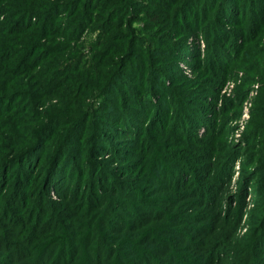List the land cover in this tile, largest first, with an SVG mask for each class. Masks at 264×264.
Returning a JSON list of instances; mask_svg holds the SVG:
<instances>
[{
	"label": "trees",
	"instance_id": "1",
	"mask_svg": "<svg viewBox=\"0 0 264 264\" xmlns=\"http://www.w3.org/2000/svg\"><path fill=\"white\" fill-rule=\"evenodd\" d=\"M116 1L107 11L114 0L100 1L98 37L87 63L82 57L77 68L61 55L73 48L51 47L49 40L64 5L41 11L0 0V264H223L229 253L237 255L234 264H264V218L258 220L264 217V183L257 182L260 173L250 178V166L243 165L239 191L230 193L235 163L248 149L224 147L220 112L213 108L210 119L211 107L193 100L200 92H179L184 81L175 82L183 75L153 69L149 46H137L133 30L114 63L118 72L110 70L108 58L114 51L109 27L117 17L113 28L119 29L122 14L113 9L128 10L130 23L139 21L130 12L147 5L155 28L145 32V42L160 44L169 61L199 50L200 39L213 43L217 61L191 57L193 86L206 91L214 86L211 79L233 73L234 58L251 39L235 18L244 12L243 0H216L224 5L213 9L206 0ZM92 4L70 2L75 20L66 28L76 31L68 41L84 32ZM249 13V28L257 34L264 0H251ZM240 39L220 62L230 42ZM124 66L136 84L112 82ZM118 87L123 90L110 96ZM259 132H247L248 146ZM99 142L112 149L113 164L102 158ZM252 184L257 219L239 239Z\"/></svg>",
	"mask_w": 264,
	"mask_h": 264
},
{
	"label": "rangeland",
	"instance_id": "2",
	"mask_svg": "<svg viewBox=\"0 0 264 264\" xmlns=\"http://www.w3.org/2000/svg\"><path fill=\"white\" fill-rule=\"evenodd\" d=\"M14 1L11 4H17L22 7L26 4L33 5L37 8H40L41 11H46L47 8L57 5L62 6L64 5L63 9L56 12L55 15H59V17L62 15L60 20L57 21L55 24L54 32L51 35L52 36L49 40L52 43L51 47H56V44H59L63 46V48H66L65 45L70 46L73 48L72 50H64L61 55L63 57V60L66 62L65 58L68 56L69 60L72 59L70 64H76L77 68L80 67L81 58L83 57L82 61L87 63V58H89V52L91 51V45L94 44V40L98 37V30L99 24L98 20L102 18V10L100 9L101 4L103 2H100L101 0H93V4L91 5V11H89V14H91V17L85 16L86 22H85V30L82 34L78 35L75 34L73 36L74 40L68 41V37H70V34H72L74 31H76L75 27L72 26L70 29L66 28L67 22H71L75 20V14L73 12L70 13L69 11V4L73 0H9ZM117 1L114 0V2L109 3L106 6V11L109 10V7L112 6V4L116 3ZM245 8L244 12L242 11V15L235 17L238 18V22L242 23V25L245 27L246 32L250 33L251 39L247 41L245 38V42L242 45L240 52L237 54L235 59V68L233 73L229 76H226L227 73H230L231 71L227 72L223 75V77L218 80L211 79V83H214V86L207 89L206 91L201 90L199 87L193 86L196 82V69L193 67V62L191 61V57H199L201 61H207L209 62L210 59L217 61L219 59L217 57V51L213 43L207 45L205 44L204 39L199 40L200 49L196 50V48H191L187 51H183V53H180V56H182L181 59L175 58L169 61L164 56L165 54L162 52L163 47L160 44H157L155 42L148 45L145 42L144 34L145 32H152L155 28V25L151 23V21L148 19V14L152 9L149 6L140 5L142 7L141 11H135L134 9L130 12L132 13L133 17L138 18L139 21L134 22L133 20L128 23V18L125 16L128 13V10L123 11V7H117V9L121 11V17L120 22L117 23V27L119 26V29H114L116 22L115 20L117 17L114 18V22H112V27L109 31V35L111 38H114L111 42H113V48L114 51H110L109 54L110 62L109 68H114V72L117 71L120 65L114 64L117 62L118 59L121 58V55H119L120 48L122 46H125L128 43L129 32L132 30L135 31V37L137 40V46L139 44H145V48L149 46L150 52L149 57L153 60V62H156V66L153 68H161L163 72L166 71H177V75H183V77H179V79L175 82V84H178V81L181 79L184 82H181L179 86L180 90L179 92H183L184 95H190L196 94L198 92V96L196 99H193L196 101V103H199V101H204V105H208L211 107V112L208 113V117L210 119H214L213 114V108L214 111H219V118H218V124L224 125L225 129L223 132V141H224V147L226 148V145L228 146H234L237 145L238 149H248L247 155L244 154L243 156H239L238 160L235 163L234 166V172L232 179L230 181L229 185V191L231 194H236L239 191L240 184H241V178L243 169L242 166H250L249 170L250 174L248 176L250 178L255 177L257 173H260V175H257V182L258 183H264V154L260 153L261 151H264V111H261V109L264 108V25L261 27V29H256L255 31L257 34H252L254 31L253 29L249 28V23L251 20V14L249 11L251 10V0H243ZM10 4V5H11ZM96 4V5H95ZM228 2L225 3V6H227ZM232 4L227 9L229 10L228 15L230 14V11L233 9L234 6H236L235 3L232 2ZM224 3L220 1L213 0L211 5H208V0L205 1V6H209V9H213L214 7L219 8L223 6ZM97 6V7H96ZM98 10V11H97ZM257 11V10H256ZM62 12V13H61ZM66 12V13H65ZM217 16L212 15V20L210 23L212 24ZM244 17V20H241V18ZM113 21V20H112ZM158 26L157 28H159ZM107 29V27L105 28ZM207 30V29H205ZM155 37L158 35V32L152 33ZM161 35V34H160ZM22 37H25L27 35H21ZM162 38H165L164 35ZM66 37V38H65ZM153 38V40H156V38ZM160 38V37H159ZM22 42V40H19ZM244 40L240 39L237 41H231L230 45L228 46V49L226 50L225 54L222 53L223 57H220V62H223L225 59L224 57H228L230 54L231 47H235L237 44L240 45ZM89 45V46H88ZM208 46V47H207ZM210 46V47H209ZM99 45L97 43L96 48H98ZM209 50L210 55L206 54V50ZM99 51V49H95ZM92 54V53H91ZM189 57V58H188ZM103 59V58H102ZM100 59L99 61H101ZM67 60V61H69ZM219 61V60H218ZM96 62V61H95ZM105 62V60H104ZM219 62V63H220ZM84 63V64H86ZM104 64V63H102ZM175 64V65H173ZM171 65V67H170ZM193 67V69H192ZM165 70H164V69ZM121 73L119 79L118 73L113 78V81H115L114 85L116 83H120V81L125 80L127 82H130V85L136 84L137 81L133 79V72H129V68L127 66L120 67L119 70ZM118 72V71H117ZM129 72V73H128ZM159 74V73H158ZM196 74V76H195ZM135 77V76H134ZM224 78V79H223ZM223 79V80H222ZM197 83V82H196ZM123 85V89H124ZM126 88V87H125ZM206 88V87H205ZM123 89L121 88H113L112 93L110 96H113L115 93H119ZM237 92H240L237 94ZM139 99V98H138ZM141 100V97L140 99ZM199 100V101H197ZM110 103V101H108ZM54 104L53 103H50ZM199 105V104H198ZM121 106L119 110L124 112L126 109L122 108ZM121 111H119V116L123 114ZM114 114V111H113ZM95 115L99 117H103L106 115H103L102 113H96ZM117 116V115H116ZM116 116H114L116 118ZM107 118V117H106ZM112 118V117H111ZM263 125V126H262ZM260 130L258 133V137H249V146L247 145L248 142V135L247 132H251L253 134L255 131ZM199 133L204 132V127H200L197 129ZM85 140V138H84ZM100 143V142H99ZM99 151H106V153L103 155V159H107L109 157L110 148L105 143H100ZM98 152V151H96ZM108 158L107 160H109ZM113 160H109L108 164H113ZM247 177V178H249ZM246 190L247 188L243 186ZM257 187V185H250L248 189V196L245 199L246 207L243 209V215L241 217V227L238 230L237 234L239 236V239L246 234V232L249 230L251 231V225L254 223L255 219H257V214L255 215L253 212V204L255 201V198L253 197V190ZM54 195L53 193H51ZM53 199H55V196H52ZM237 203H235L234 206ZM259 217L258 220H262L264 217ZM250 228V229H248ZM248 229V230H247ZM261 235L264 234V230L260 233ZM264 248V246H263ZM237 248H235L236 250ZM222 254V250H218L217 253ZM226 260L223 262V264H234L235 260L237 259V255L234 253H229L225 256Z\"/></svg>",
	"mask_w": 264,
	"mask_h": 264
}]
</instances>
